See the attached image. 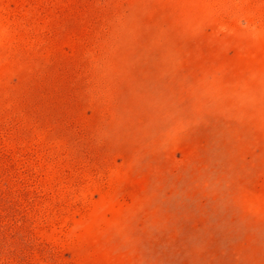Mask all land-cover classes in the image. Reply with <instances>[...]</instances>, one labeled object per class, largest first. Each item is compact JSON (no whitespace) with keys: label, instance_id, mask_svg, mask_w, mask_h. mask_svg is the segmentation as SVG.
I'll use <instances>...</instances> for the list:
<instances>
[{"label":"rangeland","instance_id":"obj_1","mask_svg":"<svg viewBox=\"0 0 264 264\" xmlns=\"http://www.w3.org/2000/svg\"><path fill=\"white\" fill-rule=\"evenodd\" d=\"M0 264H264V0H0Z\"/></svg>","mask_w":264,"mask_h":264}]
</instances>
